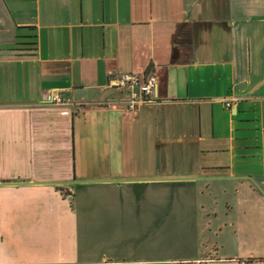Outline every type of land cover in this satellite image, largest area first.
Here are the masks:
<instances>
[{
  "label": "crops",
  "instance_id": "obj_1",
  "mask_svg": "<svg viewBox=\"0 0 264 264\" xmlns=\"http://www.w3.org/2000/svg\"><path fill=\"white\" fill-rule=\"evenodd\" d=\"M0 178V264H264V0H0Z\"/></svg>",
  "mask_w": 264,
  "mask_h": 264
},
{
  "label": "built area",
  "instance_id": "obj_2",
  "mask_svg": "<svg viewBox=\"0 0 264 264\" xmlns=\"http://www.w3.org/2000/svg\"><path fill=\"white\" fill-rule=\"evenodd\" d=\"M109 83L126 91L125 98L122 100L125 110H134L140 105L159 100L158 78L154 72L116 74L110 78ZM47 99L50 103H64L63 98L55 92H50ZM225 105L230 107L231 102L226 101ZM1 182L2 179L0 178ZM262 188L264 190V184Z\"/></svg>",
  "mask_w": 264,
  "mask_h": 264
},
{
  "label": "rangeland",
  "instance_id": "obj_3",
  "mask_svg": "<svg viewBox=\"0 0 264 264\" xmlns=\"http://www.w3.org/2000/svg\"><path fill=\"white\" fill-rule=\"evenodd\" d=\"M136 140V139H134ZM174 146L170 145H156L149 142H134L132 146L133 152H154L159 150L160 152H172Z\"/></svg>",
  "mask_w": 264,
  "mask_h": 264
},
{
  "label": "water",
  "instance_id": "obj_4",
  "mask_svg": "<svg viewBox=\"0 0 264 264\" xmlns=\"http://www.w3.org/2000/svg\"><path fill=\"white\" fill-rule=\"evenodd\" d=\"M85 181H88V180H85ZM70 182H76V180H73V181H68L67 183H70Z\"/></svg>",
  "mask_w": 264,
  "mask_h": 264
}]
</instances>
